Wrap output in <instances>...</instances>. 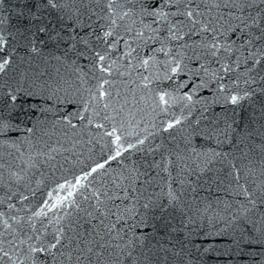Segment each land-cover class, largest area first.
Here are the masks:
<instances>
[{"label": "water", "instance_id": "1", "mask_svg": "<svg viewBox=\"0 0 264 264\" xmlns=\"http://www.w3.org/2000/svg\"><path fill=\"white\" fill-rule=\"evenodd\" d=\"M0 264H264V0H3Z\"/></svg>", "mask_w": 264, "mask_h": 264}, {"label": "snow or ice", "instance_id": "2", "mask_svg": "<svg viewBox=\"0 0 264 264\" xmlns=\"http://www.w3.org/2000/svg\"><path fill=\"white\" fill-rule=\"evenodd\" d=\"M49 2L51 3V0H49ZM2 3H3V0H0V4H2ZM53 7H55V5H53ZM108 7L111 8L112 5L109 4ZM152 14H153V15H156L157 13L154 12V13H152ZM186 15L189 16V17H191L192 13L189 11V12L186 13ZM108 35H111V33H110V32H106V33H105V36H108ZM161 51H163V49H161ZM96 56H97V58H98V61H100V62H103V61L105 60V56L100 55L99 53H96ZM143 63L146 65V64L148 63V61L145 60ZM101 70H102V71H108V69H105V68H103L102 66H101ZM172 71L175 72V71H177V69H176V68H173ZM101 95H104V93H101ZM165 95H166V94H161V95H160V99H161V101H163L164 103H167V101L164 99ZM231 100H232L233 103H236L237 100H238V97H236V96H232V97H231ZM177 123H179V121H177ZM169 127H172V125L169 124ZM117 139H119V137H117ZM117 155H119V152H117ZM97 167H102V165H97ZM57 243H59V241H57ZM50 247H53V248H54V247H56V244H52V245H50ZM33 250L36 251V249H33ZM38 251L43 252V251H45V249L40 248V249H38Z\"/></svg>", "mask_w": 264, "mask_h": 264}]
</instances>
